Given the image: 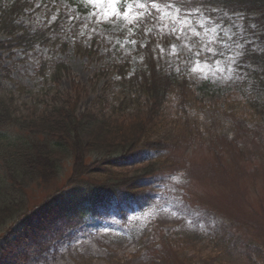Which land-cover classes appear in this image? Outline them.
<instances>
[{
    "label": "rangeland",
    "instance_id": "obj_1",
    "mask_svg": "<svg viewBox=\"0 0 264 264\" xmlns=\"http://www.w3.org/2000/svg\"><path fill=\"white\" fill-rule=\"evenodd\" d=\"M84 1L80 11L68 0H35L36 8L26 10L23 20L31 30L46 32L48 43L0 50V95L6 98L0 113L7 108L0 114L7 120L0 119L1 129L15 137L50 136V129L36 124H49L40 117L46 103L65 91L80 95L76 115L95 110L116 118L113 109L124 90L116 73L119 61H129L127 80L146 62L189 67L174 76L164 115L160 109L153 127L145 126L147 138L157 132L154 139H167V150L137 145L125 161L94 168L132 177L148 161L166 163L145 181L146 204L123 208L98 196L97 213L81 223H66L54 213L61 203L56 199L69 201L64 192L88 183L70 182L71 162L41 183L25 176L12 216L0 226L2 264H264V126L255 124L258 117L248 106L249 79L240 65L246 42H234V36L256 28L254 16L245 23L240 13L231 15L221 26L201 9L165 5L155 13L152 0H118V15L110 0ZM129 3L133 13H144L131 23L122 14ZM256 29L244 37L257 42L264 29ZM152 35L156 41L148 44ZM60 63L64 69L58 72ZM47 200L46 208L22 220ZM15 220H21L17 226Z\"/></svg>",
    "mask_w": 264,
    "mask_h": 264
},
{
    "label": "trees",
    "instance_id": "obj_2",
    "mask_svg": "<svg viewBox=\"0 0 264 264\" xmlns=\"http://www.w3.org/2000/svg\"><path fill=\"white\" fill-rule=\"evenodd\" d=\"M210 4L222 13L227 10L243 12L247 16L250 13H259L256 16L264 25V0H211ZM32 5L31 0L0 1V35L6 37L0 40L1 49L10 51L19 45L30 46L41 38V34L30 33L19 20L24 9ZM261 40L262 45L259 50L249 49L246 58L252 66L247 69L252 79L248 106L258 117L255 124L264 126V34ZM42 41L45 42L46 39L42 38ZM61 69L64 68L59 67L58 72ZM58 72L57 74L55 72L56 76ZM172 78L161 71V73L155 72L146 80L141 79L125 85L127 90L123 92V98L118 106L113 109V112L118 113L114 119L112 116L98 113L100 111L95 112L94 109L76 115L80 95L77 93L72 96L65 91L63 95L56 94L46 103L45 114L40 117L49 119V124H36V127L50 129L52 132L50 136L44 134L42 138L38 135L15 137L0 130V226L6 218L12 216L8 214L19 199L21 190H24L22 187L18 188L19 182L21 183L27 176L31 183L35 180L41 183L48 174L63 169L65 161L71 162L72 165L70 167L72 184L87 180L88 185L106 188L115 194L124 187L131 194L137 193L138 182L142 179V175L159 171L160 165L166 161L159 164L149 162L138 171H134L132 177L114 175L109 168L95 169L94 166L98 165L94 164L110 166L113 159L124 158L141 142L152 149H166L167 146L162 141L167 139H154L155 133L148 135L147 138L144 132L145 126L153 127L149 124L156 117L163 99L171 91ZM56 79L59 80L60 77ZM72 84L74 85L72 87H75L77 82L73 81ZM133 87L134 91L131 90ZM5 99L0 95V104H3ZM140 108L146 109L141 112ZM6 110L7 108L3 107L0 114ZM3 118L6 120L4 115H0V119ZM92 161L94 163H91ZM121 192L128 195L125 191ZM36 209H38L36 206L29 209L27 214ZM59 212L62 215L68 213L67 210ZM17 221L15 220L14 223ZM3 252L4 249L0 248V254Z\"/></svg>",
    "mask_w": 264,
    "mask_h": 264
},
{
    "label": "snow or ice",
    "instance_id": "obj_3",
    "mask_svg": "<svg viewBox=\"0 0 264 264\" xmlns=\"http://www.w3.org/2000/svg\"><path fill=\"white\" fill-rule=\"evenodd\" d=\"M117 2H118V0H110V5L112 6L111 7V11L113 12L114 15H118L119 14L118 10H117V7H116ZM137 7L141 8V9H146V5L143 4V3L137 4ZM152 7L155 8L156 5L153 4ZM169 7H171V5H169ZM122 14H123L124 18H128L130 16L132 17V19L129 21L130 23L133 22L134 20L139 19V17L144 15L143 12H141V13H133V4L132 3L128 4L127 10L123 11ZM172 30L176 31L175 28H173ZM209 51H211V49H209ZM197 55H199V53H197Z\"/></svg>",
    "mask_w": 264,
    "mask_h": 264
}]
</instances>
